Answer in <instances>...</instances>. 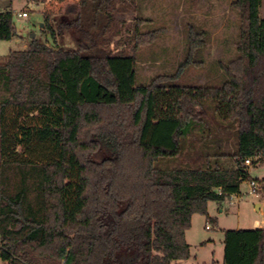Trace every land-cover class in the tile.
Segmentation results:
<instances>
[{"label": "trees", "instance_id": "16d2710c", "mask_svg": "<svg viewBox=\"0 0 264 264\" xmlns=\"http://www.w3.org/2000/svg\"><path fill=\"white\" fill-rule=\"evenodd\" d=\"M134 2L73 1L46 16V39L0 63V264L188 260L195 213L217 224L210 201L222 204L250 180L264 191V177L250 173L264 165V0L233 3L237 54L220 64L221 88L175 84L206 62L211 34L193 26L177 72L137 85L138 50L157 30L142 31L139 17L124 36ZM18 36L13 11L0 12V40ZM161 88L179 90L174 116L158 115ZM216 100L227 121L205 118L201 107ZM231 125L234 154L216 148ZM164 158L188 164L160 166ZM223 242V264H264V228L227 229Z\"/></svg>", "mask_w": 264, "mask_h": 264}, {"label": "rangeland", "instance_id": "374dc122", "mask_svg": "<svg viewBox=\"0 0 264 264\" xmlns=\"http://www.w3.org/2000/svg\"><path fill=\"white\" fill-rule=\"evenodd\" d=\"M76 0H0V12L12 10L14 23L19 36L12 40H0V63L5 61L11 50L25 49L33 38L41 37L45 28L44 19L47 15L59 16L64 13L66 5ZM235 0H135L133 6L125 9L123 16L127 24L123 28L124 36L128 37L127 29H133L132 20L142 17L146 19L141 30H157L155 40L138 50L137 85H146L160 75L174 74L183 60L187 48V35L191 26L208 31L211 40L203 50L206 62L189 66L176 79L177 85L207 86L221 88L226 81L220 64H227L237 54L236 42L239 37L241 17L233 5ZM129 6V5H128ZM27 11L28 16L19 13ZM130 34V32H129ZM34 35V37H33ZM2 90L0 89V95ZM179 95L175 88H161L157 91L156 108L159 116H174L176 110L174 101ZM215 106V107H214ZM216 108V111H215ZM205 118L227 121L226 102L217 101L212 108L202 106ZM214 123V122H213ZM213 123H208L204 131L208 134L205 139L208 144L216 141V136L209 134L213 130ZM227 124H229L227 122ZM203 132V133H204ZM220 137V136H219ZM203 141H206V140ZM222 142L217 143V149L225 153L234 154L237 149V129L229 126L222 131ZM200 148V143L197 144ZM18 150L22 152V147ZM192 155V154H191ZM194 157V155H192ZM181 159H161L160 166L176 167L187 165ZM253 177H264V165L251 167ZM251 191L249 182H244L241 192L227 198L222 204L210 201L208 212L218 218V223L210 222L206 228V216L195 213L192 218L189 240L192 244L189 264H223L224 262V232L226 229L257 228L258 223L264 219V206L257 209L262 203L263 196H255ZM264 193V191H262ZM223 211H220V210ZM205 242V243H204Z\"/></svg>", "mask_w": 264, "mask_h": 264}, {"label": "built area", "instance_id": "2783aa9c", "mask_svg": "<svg viewBox=\"0 0 264 264\" xmlns=\"http://www.w3.org/2000/svg\"><path fill=\"white\" fill-rule=\"evenodd\" d=\"M20 16L23 17H27L28 16V12L27 11H23L19 13ZM246 164L251 166L252 165V160L251 159H247L246 160ZM250 187H251V191L249 193L254 194L255 196H263L264 193L262 191L259 190V183L256 180H250L249 181ZM219 192H221V189H219ZM207 228H210V221L207 222L206 225Z\"/></svg>", "mask_w": 264, "mask_h": 264}, {"label": "crops", "instance_id": "0c3cea01", "mask_svg": "<svg viewBox=\"0 0 264 264\" xmlns=\"http://www.w3.org/2000/svg\"><path fill=\"white\" fill-rule=\"evenodd\" d=\"M264 206V199H263V202L262 203H260V206H259V211H261L262 210V207ZM220 211H223L222 209L220 210ZM209 215H210V213H209ZM211 216V215H210ZM211 217H214V216H211ZM217 218V217H216ZM207 219V218H206ZM218 219V218H217ZM219 222V221H218ZM256 225H258V227L257 228H264V219H262L261 220V222L260 223H258V224H256ZM207 228V227H206ZM239 228V226L236 228V229H238ZM231 229V228H230ZM227 230V229H226ZM190 229H188L187 230V233H186V239H187V241H188V243L190 244V246L192 247V244L190 243V241L191 240H189L190 238H189V235H190ZM205 243V242H204ZM173 264H189L188 262H187V260H184V261H179V262H173Z\"/></svg>", "mask_w": 264, "mask_h": 264}, {"label": "water", "instance_id": "95a60500", "mask_svg": "<svg viewBox=\"0 0 264 264\" xmlns=\"http://www.w3.org/2000/svg\"><path fill=\"white\" fill-rule=\"evenodd\" d=\"M43 26H44V24H43ZM33 37H34V35H33ZM259 206H260V203L257 204V209L258 210H259Z\"/></svg>", "mask_w": 264, "mask_h": 264}]
</instances>
